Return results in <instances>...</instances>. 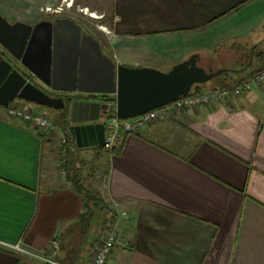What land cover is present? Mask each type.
Returning <instances> with one entry per match:
<instances>
[{"label": "crops", "instance_id": "0c3cea01", "mask_svg": "<svg viewBox=\"0 0 264 264\" xmlns=\"http://www.w3.org/2000/svg\"><path fill=\"white\" fill-rule=\"evenodd\" d=\"M69 1L0 0V13L35 25L59 16L47 18L54 12L46 8ZM111 2L100 29L107 42L94 37L118 64L169 71L197 54L206 69L242 79L264 64V0ZM101 147L78 146L76 155L88 182L130 214L108 264H264V84ZM58 148L0 105V240L43 251L58 234L61 259L88 264L105 219L95 213L81 223L85 199L58 172ZM0 264L47 263L0 246Z\"/></svg>", "mask_w": 264, "mask_h": 264}, {"label": "water", "instance_id": "95a60500", "mask_svg": "<svg viewBox=\"0 0 264 264\" xmlns=\"http://www.w3.org/2000/svg\"><path fill=\"white\" fill-rule=\"evenodd\" d=\"M53 91L74 93L51 96L34 84L19 67ZM230 69H206L199 55L175 64L169 71L131 67L105 54L99 40L84 34L70 18L42 20L33 25L10 22L0 13V105L15 99L54 109L70 98V120L78 146L103 145L105 124L99 122L115 105L119 118H131L190 94ZM76 93L94 95L75 98ZM98 97L100 99H96Z\"/></svg>", "mask_w": 264, "mask_h": 264}, {"label": "built area", "instance_id": "2783aa9c", "mask_svg": "<svg viewBox=\"0 0 264 264\" xmlns=\"http://www.w3.org/2000/svg\"><path fill=\"white\" fill-rule=\"evenodd\" d=\"M75 0H70L67 6H72ZM62 6L56 8H46L49 12L59 13L62 11ZM264 84V68L253 73L249 78H243L239 84L233 88H207L201 92H194L181 96L173 102L152 109L146 113L137 115L131 118H119L116 113L115 105H112L114 110L113 116L104 120L105 129L107 133L103 147L113 149L115 144L120 140L122 133H137L146 126L171 117L176 113L194 108L197 106L210 105L217 101L221 105H230L237 98L243 94L251 92L257 86ZM9 114L16 119H21L29 122L34 128L38 129L42 134L53 135L59 129L51 115L46 114L38 109L28 108L25 105L18 103H11L8 106ZM58 165L60 175L64 178L67 177V155L68 148L66 146V138L62 136L58 148ZM114 212L110 222L106 225L102 237L91 254L88 264H108V261L113 253V250L118 241L119 227L125 219L130 218L128 211L121 208L120 204L112 201ZM0 246L9 249L15 253L27 255L35 259L46 262L47 264H70L61 259L62 242L61 237L55 234L49 240L45 250H36L23 242L9 243L0 240Z\"/></svg>", "mask_w": 264, "mask_h": 264}, {"label": "trees", "instance_id": "16d2710c", "mask_svg": "<svg viewBox=\"0 0 264 264\" xmlns=\"http://www.w3.org/2000/svg\"><path fill=\"white\" fill-rule=\"evenodd\" d=\"M260 57L261 62H264V56L260 55ZM262 68H264V64L258 70ZM258 70L254 71L253 73L257 72ZM253 73L244 78L251 77ZM241 80V77L239 78L235 75V73L229 71L223 73L222 75L216 77L214 80L206 84L196 85L194 87V92H201L202 90L207 88H233L234 86L239 84ZM66 102L67 104L64 108H60L57 110L53 108L51 116L57 124L58 129L62 133L63 137L66 138V146L68 148L67 177L71 182L73 189L81 194L85 199V214L83 216V219L81 220V223L87 226L89 224V221H91V219L95 217V213H101V216L105 219L104 225L106 226L112 218L114 207L111 201L108 202L105 200L98 187L95 186L94 183L88 182L87 178L89 176L84 174L82 172V169L77 166L80 158L76 155V152L79 150V148L73 136V132L71 131V126L73 125L70 120L71 99L67 98ZM113 114L114 110H110L105 119L113 116ZM103 149L104 151L110 150L105 147H103Z\"/></svg>", "mask_w": 264, "mask_h": 264}, {"label": "rangeland", "instance_id": "374dc122", "mask_svg": "<svg viewBox=\"0 0 264 264\" xmlns=\"http://www.w3.org/2000/svg\"><path fill=\"white\" fill-rule=\"evenodd\" d=\"M112 0H75L74 1V4L72 6H67L68 2L65 3L63 6H62V11L59 12V13H52V14H48L47 13V18H49V16H53V14H58V15H66V16H69L73 19H75L76 21L80 22L83 26H84V29L85 30H88L89 33H92V34H96V36H100L103 41L107 42V37L109 36L107 33L103 34L101 32V28H103V24L104 23H107L108 21H105L104 18H105V14H103L104 10L106 9V7H109L110 6V3ZM88 4L91 8H98V17H95L93 16V11L90 12L88 11L89 8H85V7H80V4ZM46 11V10H45ZM100 12V13H99ZM90 13V14H89ZM107 16L109 14L106 13ZM103 17V18H102ZM87 32V33H88ZM26 73H28L26 71ZM40 87V85H38ZM46 91V93H48L49 95H52V94H55V93H51V91H48L46 89H44ZM87 96V94L85 93H76V97L75 98H85ZM13 103H18V104H21V105H25L27 107H32V108H36L46 114H49L51 115L52 113V110L53 108H48L46 106H39L37 105L36 103H32V102H27V101H24L22 99H16ZM57 110V109H56ZM110 110H112V106L110 107ZM105 118H102L101 120L104 121ZM53 137V141L57 144H59L62 136H59V131L56 133V134H53L51 135ZM101 149H103V146L101 147ZM104 151V149H103ZM58 159H59V154H58V151H57V166L59 167L58 165ZM60 170L58 169V172ZM110 201H114L113 199H110Z\"/></svg>", "mask_w": 264, "mask_h": 264}, {"label": "flooded vegetation", "instance_id": "af4514ba", "mask_svg": "<svg viewBox=\"0 0 264 264\" xmlns=\"http://www.w3.org/2000/svg\"><path fill=\"white\" fill-rule=\"evenodd\" d=\"M61 18H70V19H72L71 17H69V16H66V15H63V14H61V15H59V16H54L53 18H51V20H57V19H61ZM73 20H75V19H73ZM82 25V24H81ZM82 29H83V32L84 33H86V34H91V35H93V36H95L96 37V34L94 33V34H92V33H89L88 32V30H85L84 29V26L82 25ZM88 32V33H87ZM98 36V35H97ZM20 68V70L22 71V72H24L25 73V75L28 77V79L29 80H31L34 84H36V85H40V87H41V89H46V90H48V91H51V93H55L53 90H51L50 88H48V87H46L44 84H42L39 80H37L36 78H33L32 76H30V74L29 73H26V69L25 68H22L21 66L19 67ZM45 91V90H44ZM46 92V91H45ZM51 96H56V93L55 94H52ZM65 96V95H64ZM69 95H66L65 96V98L66 97H68ZM89 98H93L94 97V95H87ZM93 96V97H92ZM97 100L98 99H100V98H98V97H95Z\"/></svg>", "mask_w": 264, "mask_h": 264}, {"label": "bare ground", "instance_id": "6f19581e", "mask_svg": "<svg viewBox=\"0 0 264 264\" xmlns=\"http://www.w3.org/2000/svg\"><path fill=\"white\" fill-rule=\"evenodd\" d=\"M88 11L90 12V10H88ZM93 13H95V12H93ZM89 14H90V13H89ZM93 16L98 17V14L95 13V14H93Z\"/></svg>", "mask_w": 264, "mask_h": 264}]
</instances>
